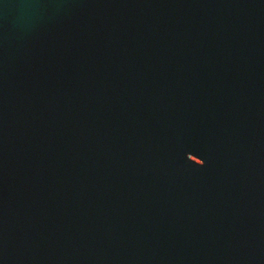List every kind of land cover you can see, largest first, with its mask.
Wrapping results in <instances>:
<instances>
[{
	"label": "water",
	"instance_id": "obj_1",
	"mask_svg": "<svg viewBox=\"0 0 264 264\" xmlns=\"http://www.w3.org/2000/svg\"><path fill=\"white\" fill-rule=\"evenodd\" d=\"M0 264H264V0H0Z\"/></svg>",
	"mask_w": 264,
	"mask_h": 264
}]
</instances>
